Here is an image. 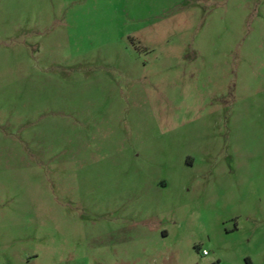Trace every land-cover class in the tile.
Returning a JSON list of instances; mask_svg holds the SVG:
<instances>
[{
  "label": "rangeland",
  "instance_id": "1",
  "mask_svg": "<svg viewBox=\"0 0 264 264\" xmlns=\"http://www.w3.org/2000/svg\"><path fill=\"white\" fill-rule=\"evenodd\" d=\"M0 264H264V0H0Z\"/></svg>",
  "mask_w": 264,
  "mask_h": 264
},
{
  "label": "built area",
  "instance_id": "2",
  "mask_svg": "<svg viewBox=\"0 0 264 264\" xmlns=\"http://www.w3.org/2000/svg\"><path fill=\"white\" fill-rule=\"evenodd\" d=\"M201 253H202V254H206V251H205V250H202Z\"/></svg>",
  "mask_w": 264,
  "mask_h": 264
}]
</instances>
